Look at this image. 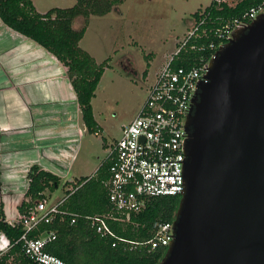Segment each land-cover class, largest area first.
<instances>
[{
  "label": "water",
  "instance_id": "95a60500",
  "mask_svg": "<svg viewBox=\"0 0 264 264\" xmlns=\"http://www.w3.org/2000/svg\"><path fill=\"white\" fill-rule=\"evenodd\" d=\"M186 119L185 188L159 264H264V14L209 64Z\"/></svg>",
  "mask_w": 264,
  "mask_h": 264
},
{
  "label": "trees",
  "instance_id": "16d2710c",
  "mask_svg": "<svg viewBox=\"0 0 264 264\" xmlns=\"http://www.w3.org/2000/svg\"><path fill=\"white\" fill-rule=\"evenodd\" d=\"M124 0H75L72 7L53 8L40 13L32 0H0L1 22L34 41L67 68V76L75 91L82 123L89 133L99 132L94 119L91 102L106 68V61L98 64L79 43L83 39L90 17H102L115 10ZM264 0H241L234 6L216 4L213 0L203 10L191 15L190 21L199 26L197 35L188 40L177 57V65L190 67L200 55L204 43L199 36L203 29L211 31L213 39L216 30L240 19L245 12ZM82 20L79 28H74L75 20ZM199 25V24H198ZM180 45H177L179 48ZM146 71L143 77L146 76ZM110 160L106 158L90 177L76 179L72 184V193L66 191V197L60 207L68 215L60 220L42 225L31 237H40L52 232L55 239L46 246V252L67 264H159L165 256L166 248L151 250L147 241L152 238L153 226L157 222H174L180 203V196L152 197L146 200L145 207L128 216H119L108 200L105 186L109 178ZM28 188L25 200L18 212H29L39 201L49 202L58 188L60 178L48 171L32 166L28 173ZM106 215L121 217L119 221H109L112 235L101 237L89 224L88 217ZM0 233L9 243V248L0 252V264H36L28 259L20 243L15 244L23 233L21 226L6 223L0 210Z\"/></svg>",
  "mask_w": 264,
  "mask_h": 264
},
{
  "label": "built area",
  "instance_id": "2783aa9c",
  "mask_svg": "<svg viewBox=\"0 0 264 264\" xmlns=\"http://www.w3.org/2000/svg\"><path fill=\"white\" fill-rule=\"evenodd\" d=\"M213 1L234 6L241 0ZM263 14L264 1L249 9L240 19L216 30L213 39H209L211 31L203 29L199 36L204 41L201 53L192 66L184 67L177 65L178 54L188 40L197 35L204 20L199 25L193 22L191 31L179 43L180 47L166 59L136 117L122 127L120 139L112 145L107 156L110 166L105 186L108 200L119 216L141 211L148 198L182 196L185 188L186 119L199 85L207 82L205 77L215 53L229 42L236 30L247 28ZM94 135L98 136L99 132ZM70 189L72 193L74 190ZM63 201H39L29 212H18L9 224L21 226L23 233L15 244L20 243L24 255L36 264H67L45 250L55 239L52 232L40 237L30 236L40 226L68 215L60 208ZM120 219L106 215L88 217L90 227L101 237L111 236L109 221ZM173 235V222H157L153 226L152 238L146 243L151 250L167 249ZM9 246L8 243L7 249Z\"/></svg>",
  "mask_w": 264,
  "mask_h": 264
},
{
  "label": "rangeland",
  "instance_id": "374dc122",
  "mask_svg": "<svg viewBox=\"0 0 264 264\" xmlns=\"http://www.w3.org/2000/svg\"><path fill=\"white\" fill-rule=\"evenodd\" d=\"M211 1L124 0L107 15L90 17L79 46L98 64L106 61L105 71L91 102L102 131L99 136L85 132L81 143L60 148L63 159L58 160L61 162L57 163V169L62 178L49 203L66 197V191L72 187V184L66 186V183H76L80 177L77 172L82 177H89L107 158L110 148L121 137L122 127L136 117L146 100L155 74L191 31V15L203 11ZM32 2L38 12L44 13L53 8L72 7L75 0ZM81 25V19L75 20L74 28ZM46 151L51 153L49 149ZM59 151L50 155L55 158L59 156ZM70 166L73 168L68 172ZM26 175L21 173L10 177L12 191L17 197L26 190ZM7 247L8 240L0 233V252L6 251Z\"/></svg>",
  "mask_w": 264,
  "mask_h": 264
},
{
  "label": "crops",
  "instance_id": "0c3cea01",
  "mask_svg": "<svg viewBox=\"0 0 264 264\" xmlns=\"http://www.w3.org/2000/svg\"><path fill=\"white\" fill-rule=\"evenodd\" d=\"M94 119L100 135L102 129ZM85 132L67 68L0 20V210L8 224L16 218L28 188L27 182L26 190L17 197L10 177L27 174L36 165L61 180L59 150L81 143ZM48 149L59 151V156L54 158Z\"/></svg>",
  "mask_w": 264,
  "mask_h": 264
}]
</instances>
